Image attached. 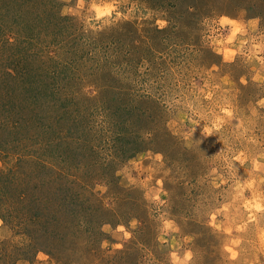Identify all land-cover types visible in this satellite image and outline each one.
Here are the masks:
<instances>
[{
  "label": "rangeland",
  "instance_id": "374dc122",
  "mask_svg": "<svg viewBox=\"0 0 264 264\" xmlns=\"http://www.w3.org/2000/svg\"><path fill=\"white\" fill-rule=\"evenodd\" d=\"M37 2L67 36L32 49L77 72L27 65L39 72L37 123L22 143L7 138L0 190L60 232L31 240L0 200V264H264V0ZM24 46L0 43V94L14 109L28 95ZM97 102L112 109L89 111ZM136 104L146 114L130 121L122 111ZM104 110L120 124L108 128ZM30 149L64 164V180L22 163Z\"/></svg>",
  "mask_w": 264,
  "mask_h": 264
},
{
  "label": "trees",
  "instance_id": "16d2710c",
  "mask_svg": "<svg viewBox=\"0 0 264 264\" xmlns=\"http://www.w3.org/2000/svg\"><path fill=\"white\" fill-rule=\"evenodd\" d=\"M37 1L38 0H0V43H8V45H13L17 40L21 41V45L25 43V46L21 49L20 55L17 60H20L21 62V66L18 67L20 68V71L18 72L22 76V80L24 79V77H26L25 82L20 83V85H21V88L23 89L25 96L26 94H28L26 97H22L18 95V98H21V102L20 104L16 105L15 109L9 107L12 102L11 100L12 94L8 95L6 92H3L2 95L0 94V100H5V98L7 99L6 101H0V155H3V156L8 155L6 148L9 146V145L7 146V144L9 143L7 141V138L9 136L13 138H15L14 136H16V139H15L16 142L19 143L20 141L22 143V140H25L26 136L29 133L32 134L33 127L37 123L36 116L38 113L36 112L35 105L39 102L40 96H39V92L35 94L31 90L37 89L36 87H34V84L36 80H38L39 78L38 77L39 74L37 75L36 72L37 73L39 72L36 70L34 71L33 69H28L27 65L28 64L32 65L33 64L32 61H37V60H39L40 63L39 62L38 63L42 64V66L44 64H52V67H55L56 70H60V72L56 71V74L58 77H62L63 75L66 76V78H68L69 76H76V72H77L76 70L74 72L73 70H70V71H66V75H65V72L63 70H66V66L69 67V63H66V60L60 59L57 56L48 57L49 59L44 60L42 58V55L44 57L46 53L44 52L45 48L43 45H41L43 47L38 52H34V50L32 49L33 45L36 46L37 44H41L45 41V40H42L44 34L48 35V37L50 38H52L53 36H56L55 39L59 36H63L62 38L60 37L61 43H63V41L66 40V36H67V34L61 35V33L55 30V27L57 25L55 24V19L52 18V16L54 17V15L51 14L50 16H48V14L42 15L40 13L41 6ZM49 9H50V12L49 11L47 12L52 13L53 10L50 7ZM18 18H19V21L17 23ZM60 18L64 20L62 17ZM9 19H12L13 23ZM23 20L26 24H23ZM35 22H37V24ZM60 27L59 28L62 29L64 28V25H60ZM77 43L78 42H76V44ZM39 56H41L42 59ZM48 56H51V55H48ZM69 59H73V55L69 57ZM73 61L74 60H70L71 63ZM24 66H26L25 69L21 68ZM13 70L14 69H11V68L7 69V71H9L7 74H10L11 77H14L16 75L12 73ZM27 78L29 79L27 80ZM63 80L64 79H62L61 81ZM3 85L4 87L6 86L4 83ZM48 90L46 91L47 93H48ZM4 93L7 94V97L4 95ZM58 95H61L59 99L64 105L66 104V102L68 104L71 102V100L68 97H72L73 93H70V90H68V92L66 91V95H64V94H61V90H60V94ZM115 96L118 97V94ZM89 104H90L88 107L89 111H92L91 110L92 108L93 110H98V111L99 109L101 111H103V109L105 110H108L110 108L112 109V106H110L109 103H105V102H97L94 104H91V103ZM117 106H118V103H117ZM113 108L117 110L121 109V108H115V107ZM105 110L103 112L104 117H105L104 123L111 124L110 126H108V128H111L112 125H113L112 127L118 126L120 124L118 122L109 123L110 112L106 113ZM115 112L116 111L111 112L112 118ZM123 112L129 115L130 121L134 115L141 117L146 114V111L140 108L139 104L129 105V108H127L126 106V109L122 111V113ZM6 113H10V116L13 115L12 118H14L9 123H7L6 121L5 122L2 121L3 119L2 117L5 118ZM121 123L124 124L123 122ZM27 157L34 158L35 160L29 161L26 159ZM37 157L38 156H36L35 152L33 153L31 149L29 151H26V154L24 155L22 154L21 157L19 156V158L21 159L20 161L22 163H26L28 161L29 164L35 163L37 165H41L42 166V172H41L42 179L44 176L46 177L45 174H49L46 177L48 179V182H50L51 179L54 182L55 180H58V179L64 180L66 175L62 173H57V171H55V169L58 170V167L64 169L65 166L57 167V165H64V164H54L52 161L40 160V158H37ZM51 171H53L52 178H51ZM14 183H15V186H18L20 183V180H18L15 177ZM9 187L10 186H7V188H4V190H0V200L5 204L4 206H7L6 212H8L10 217L14 219L16 218L17 213H21L22 216L19 214H17V216L18 218L20 217V219H22L23 221L22 223L24 225L23 228L25 229V232L27 233V235L31 237V240L35 238H42V237L44 239H49L51 237H52V240L56 239V235H58L60 230H54L52 232L51 225L49 223L50 221L47 220V217H46L48 215L47 214L48 212H43V211L40 212L39 209H37L36 207H33V209L25 208L23 211L20 212L19 208L13 207V205L17 204V205H20V207L24 205L26 203L25 195L22 194V195L16 196L14 195L15 194L14 192H10L9 194V191H8L10 190ZM15 197L17 198L16 200H15ZM59 201L57 199L56 203L58 204L56 207L64 203V202L59 203ZM66 207H68L67 203H66ZM4 220H6V218H4ZM80 229L76 230L75 232L73 231V234H78V232L81 233ZM67 235L69 237L70 235H72V232L68 233ZM63 237H66V241H67L68 237L66 236V233L64 234Z\"/></svg>",
  "mask_w": 264,
  "mask_h": 264
}]
</instances>
